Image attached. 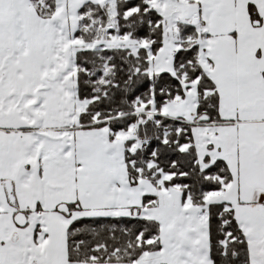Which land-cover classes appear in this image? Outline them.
Here are the masks:
<instances>
[{
    "label": "snow or ice",
    "instance_id": "6c2138e0",
    "mask_svg": "<svg viewBox=\"0 0 264 264\" xmlns=\"http://www.w3.org/2000/svg\"><path fill=\"white\" fill-rule=\"evenodd\" d=\"M0 264H264V0H0Z\"/></svg>",
    "mask_w": 264,
    "mask_h": 264
}]
</instances>
